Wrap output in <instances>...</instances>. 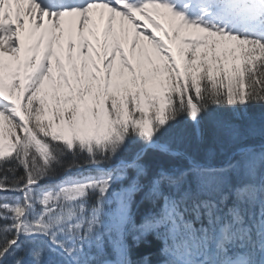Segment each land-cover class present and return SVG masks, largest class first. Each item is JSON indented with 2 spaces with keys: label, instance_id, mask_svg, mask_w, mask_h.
<instances>
[{
  "label": "snow or ice",
  "instance_id": "1",
  "mask_svg": "<svg viewBox=\"0 0 264 264\" xmlns=\"http://www.w3.org/2000/svg\"><path fill=\"white\" fill-rule=\"evenodd\" d=\"M0 193V264H264V0H0Z\"/></svg>",
  "mask_w": 264,
  "mask_h": 264
},
{
  "label": "trees",
  "instance_id": "2",
  "mask_svg": "<svg viewBox=\"0 0 264 264\" xmlns=\"http://www.w3.org/2000/svg\"><path fill=\"white\" fill-rule=\"evenodd\" d=\"M260 108H261L260 105H255V106H253L252 111H257L258 112L260 110ZM183 126H185L184 122L181 123V127H183ZM205 140L210 142V131L207 130V129L205 130ZM194 146H195V144H194ZM149 248H152V246H148L147 247V246L143 245V246H140L138 250L140 252H143V251H146Z\"/></svg>",
  "mask_w": 264,
  "mask_h": 264
},
{
  "label": "bare ground",
  "instance_id": "3",
  "mask_svg": "<svg viewBox=\"0 0 264 264\" xmlns=\"http://www.w3.org/2000/svg\"><path fill=\"white\" fill-rule=\"evenodd\" d=\"M160 247H161V244H160V243H158V246L155 247V249L158 250L157 256L159 255V248H160Z\"/></svg>",
  "mask_w": 264,
  "mask_h": 264
}]
</instances>
